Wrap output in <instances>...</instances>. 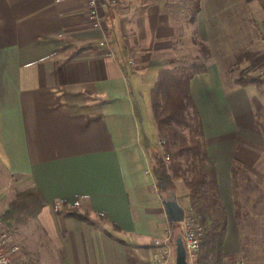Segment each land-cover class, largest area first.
Instances as JSON below:
<instances>
[{
	"label": "crops",
	"instance_id": "crops-1",
	"mask_svg": "<svg viewBox=\"0 0 264 264\" xmlns=\"http://www.w3.org/2000/svg\"><path fill=\"white\" fill-rule=\"evenodd\" d=\"M240 2L261 37L250 49L264 55V0ZM116 8L95 26L87 0H0V215L28 189L45 202L19 230L22 264H153V242L181 230L169 227L149 172L156 149L142 121L167 65L163 5L143 4L134 22ZM222 70L208 60L190 90L226 210L223 250L237 256L232 168L264 179V73L241 86ZM174 184L186 212V189ZM63 200L93 225L58 213Z\"/></svg>",
	"mask_w": 264,
	"mask_h": 264
},
{
	"label": "trees",
	"instance_id": "trees-1",
	"mask_svg": "<svg viewBox=\"0 0 264 264\" xmlns=\"http://www.w3.org/2000/svg\"><path fill=\"white\" fill-rule=\"evenodd\" d=\"M199 10V4H195L189 18L191 24H195ZM193 43L199 48V59L194 60L190 66L178 67L175 66L176 60H170L172 69L158 73L150 92L152 120L160 147L154 150L149 172L161 200L175 194L176 181L183 183L188 202L187 211L198 218L203 230V240L195 264H224L226 259L234 258L235 255L226 254L223 250L227 226L226 210L219 196L215 166L207 154L202 122L190 90L191 80L206 72V63L211 53L204 42L193 39ZM235 61L237 64L248 63L252 68H262L264 55L244 51L236 55ZM254 81L255 79L246 81L238 78L235 83L246 86ZM165 158L168 162H165ZM238 169L236 166L232 168L236 218L241 207L236 188ZM44 206L42 196L35 189L16 193L8 210L0 215V222L12 230L14 224V228H17L34 219ZM58 213L93 225L88 213H80L76 205H69L64 200L59 203ZM168 225L173 230L181 226L170 222Z\"/></svg>",
	"mask_w": 264,
	"mask_h": 264
},
{
	"label": "rangeland",
	"instance_id": "rangeland-1",
	"mask_svg": "<svg viewBox=\"0 0 264 264\" xmlns=\"http://www.w3.org/2000/svg\"><path fill=\"white\" fill-rule=\"evenodd\" d=\"M156 1H161L163 5L162 19L165 21L160 23L161 29L157 32V40L162 43L159 59L167 63L163 70L172 69L170 65L172 59L176 60L177 67L190 66L194 60L199 59V48L193 43V39H197L208 46L210 59L223 68L225 81L226 78L231 82L238 78L250 81L264 73L262 72L264 68H252L248 63L237 64L235 61L237 54L244 51L253 52L250 43L260 37L250 14L240 0H118L115 12L116 14L121 12L119 15L122 16L129 15L132 18L130 21L134 22L133 15L139 12L143 4L154 5ZM195 4H199L200 10L195 24H191L189 18ZM125 9L126 11H122ZM165 17L173 21L168 19L166 21ZM170 27L173 30H170ZM195 27H198L199 31H195ZM168 40L170 43L165 44ZM135 58V54L132 53L131 59L134 62ZM148 100L150 103V93ZM143 101L142 121H145V134L151 140L149 142L151 150L159 149L160 140L155 133L151 107L150 104H146L148 102L146 99ZM236 184L241 207L239 216L235 219L241 248L237 256L226 259L224 264L239 258L247 264H264V179L259 178L257 181L256 176L245 168L237 172ZM31 220L33 219L17 228H14V224L12 230L7 228L12 234L13 244L19 249L21 262H23L22 249L29 244L20 246L24 244L22 242L24 237L20 236L19 230ZM180 233V229L175 231L172 240ZM17 237L21 238V242Z\"/></svg>",
	"mask_w": 264,
	"mask_h": 264
},
{
	"label": "built area",
	"instance_id": "built-area-1",
	"mask_svg": "<svg viewBox=\"0 0 264 264\" xmlns=\"http://www.w3.org/2000/svg\"><path fill=\"white\" fill-rule=\"evenodd\" d=\"M117 0H87V14L95 26L98 25L100 10L104 7H116ZM130 64L132 62L130 61ZM165 162L168 159L165 158ZM181 224V235L187 254L188 264H195L203 240V230L198 218L188 211L185 212ZM163 239L153 242L154 253L153 264H174V247L170 231ZM18 247L13 244L10 232L7 229L0 231V264H22L18 258ZM228 264H247L242 258L236 259Z\"/></svg>",
	"mask_w": 264,
	"mask_h": 264
},
{
	"label": "water",
	"instance_id": "water-1",
	"mask_svg": "<svg viewBox=\"0 0 264 264\" xmlns=\"http://www.w3.org/2000/svg\"><path fill=\"white\" fill-rule=\"evenodd\" d=\"M162 205L168 222L180 224L183 221L185 210L178 203L177 197L174 193L162 200ZM173 247L174 264H188L181 233L173 239Z\"/></svg>",
	"mask_w": 264,
	"mask_h": 264
}]
</instances>
